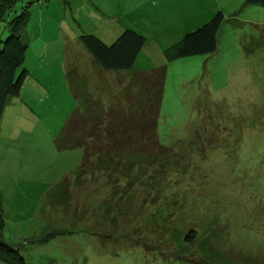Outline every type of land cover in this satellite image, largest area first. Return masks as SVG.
<instances>
[{
	"label": "rangeland",
	"instance_id": "1",
	"mask_svg": "<svg viewBox=\"0 0 264 264\" xmlns=\"http://www.w3.org/2000/svg\"><path fill=\"white\" fill-rule=\"evenodd\" d=\"M30 1L15 0L0 20V40L8 35L6 20ZM27 7L24 66L29 74L42 75L53 90L49 100L42 97L29 107L10 96L2 109L1 239L18 250L25 264H169L159 255L167 244L154 239V224L147 225L143 212L119 219L110 230L100 206L109 188L100 180L74 187L72 174L82 150H61L54 144L86 93L88 77L82 64L68 60L61 66L60 61L74 58L68 54L72 50L77 54L83 49L78 44L81 33L109 44L129 28L141 34L144 43L131 68L120 73L165 66L158 141L176 148L195 129L214 133L216 147H206L203 160L196 148L185 145L187 159L203 174L195 186L200 204L194 212L203 216L218 204H208L210 200L223 197L218 208H224L226 218L218 221L220 230L228 228L234 241L253 251L238 264H254L257 253L264 256V166L259 164L264 162V10L244 0H39ZM217 11L222 21L213 52L165 59V49ZM36 39L39 45H51L46 57L36 50ZM62 68L68 72L69 89L58 81ZM123 74L111 82H123ZM114 86L119 89V84ZM204 228L196 235L210 232H202ZM194 263L207 264L199 259Z\"/></svg>",
	"mask_w": 264,
	"mask_h": 264
},
{
	"label": "trees",
	"instance_id": "2",
	"mask_svg": "<svg viewBox=\"0 0 264 264\" xmlns=\"http://www.w3.org/2000/svg\"><path fill=\"white\" fill-rule=\"evenodd\" d=\"M38 1H30L5 22L8 35L0 40V115L6 99L19 94L28 74L24 66L27 45L23 28L29 18L28 4ZM14 3L15 0H0V20ZM244 4H256L264 10V0H244ZM221 21L222 14L217 11L203 24L184 33L164 50L165 59L213 52ZM78 38L98 67L112 72L130 69L144 43V37L129 28L123 29L109 44L89 33H81ZM164 72V65L149 72L131 71L123 82H110L111 87L119 84V89L110 87L104 97L85 91L56 134L55 147L82 150L79 166L72 174L74 187L100 180L98 182L109 188L110 195L100 206L103 209L101 217L108 222L111 231L119 219L129 220L135 213L143 212L147 225L154 224V239L167 244L165 251L158 254L169 264H196V259L207 264L246 261V256L253 251L234 241L227 225L224 231L219 228L218 221L226 218L224 208H218L223 197L216 195L218 199L210 200L208 204L217 201L218 204L208 207L203 216L198 217L199 212H194L200 204L195 186L199 185L203 174L187 159L185 145L196 148L199 159L203 160L204 149L216 147L214 133L195 129L193 136L176 148L158 141L156 129ZM259 159L255 162L259 163ZM259 164L264 166V162ZM195 169L198 172L192 174ZM3 223L0 211V230ZM201 228H204L202 232L207 229L210 232L196 235V230ZM256 256L251 261L264 264V256L259 253ZM0 261L25 264L18 250L1 237Z\"/></svg>",
	"mask_w": 264,
	"mask_h": 264
},
{
	"label": "crops",
	"instance_id": "3",
	"mask_svg": "<svg viewBox=\"0 0 264 264\" xmlns=\"http://www.w3.org/2000/svg\"><path fill=\"white\" fill-rule=\"evenodd\" d=\"M23 36H24V40L26 41V45H29V40L24 30H23ZM54 39L55 38H50L48 39V41L53 42ZM48 41L47 42L43 41L39 45V40L37 39L35 40V43L37 46L36 50L40 54L44 53L45 54L44 57L47 56V53H50L48 49L51 48V45L48 44ZM66 42H67V39L64 40L65 45H66ZM78 44H79V41H78ZM60 46L62 45L60 44ZM76 47H78V45ZM82 48L83 49L79 48V50L77 51V54H75L76 52L74 50H72L71 53L69 52L68 54L72 55L75 59L70 57L69 59L61 60L60 65L61 66L66 65L67 61L69 60L74 63L78 62L82 64L83 66H85L86 74L88 73V77L85 80L86 86L84 88L86 89V91H91V92L93 91L96 97L97 96L104 97L105 93H108L110 89L111 79L112 78L117 79V76H120V74L122 75L123 73H120V72L119 73H113V72L108 73L107 71L100 69L98 65L94 62L90 54L84 49L83 46ZM41 57H43V55H41ZM47 58H49V56ZM41 62H44L43 59L40 60V64ZM59 75L60 77L58 78V81L60 82V84L62 81H64L69 89L70 81H69V76H68V72L66 71V68H62V70H60L59 72ZM123 77H127V75L123 74ZM44 82L45 80L42 77V75L32 73V72L29 74V71H28V74L26 78L24 79L22 86L20 88L19 94L15 97L19 98L18 100L20 101V104L21 105L23 104L25 107H29L30 105L31 106L36 105L37 101H39L40 98L42 97L43 98L46 97L45 99L49 100L50 99L49 96L51 95L53 89L51 88V86L46 87Z\"/></svg>",
	"mask_w": 264,
	"mask_h": 264
}]
</instances>
